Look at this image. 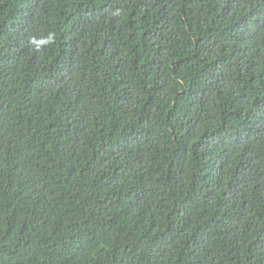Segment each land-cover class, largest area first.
Listing matches in <instances>:
<instances>
[{
	"label": "trees",
	"instance_id": "16d2710c",
	"mask_svg": "<svg viewBox=\"0 0 264 264\" xmlns=\"http://www.w3.org/2000/svg\"><path fill=\"white\" fill-rule=\"evenodd\" d=\"M0 264H264V0H0Z\"/></svg>",
	"mask_w": 264,
	"mask_h": 264
}]
</instances>
